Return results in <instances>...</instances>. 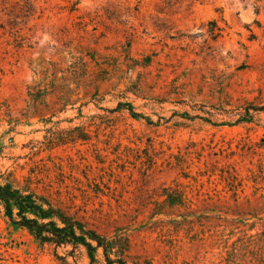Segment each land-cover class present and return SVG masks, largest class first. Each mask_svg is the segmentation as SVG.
<instances>
[{
	"label": "rangeland",
	"instance_id": "374dc122",
	"mask_svg": "<svg viewBox=\"0 0 264 264\" xmlns=\"http://www.w3.org/2000/svg\"><path fill=\"white\" fill-rule=\"evenodd\" d=\"M262 107L264 0H0V171L129 262L264 264ZM52 253L0 210V264Z\"/></svg>",
	"mask_w": 264,
	"mask_h": 264
},
{
	"label": "trees",
	"instance_id": "16d2710c",
	"mask_svg": "<svg viewBox=\"0 0 264 264\" xmlns=\"http://www.w3.org/2000/svg\"><path fill=\"white\" fill-rule=\"evenodd\" d=\"M258 111L264 113V107ZM129 114L132 118L138 116L132 111ZM70 131H77L79 135L68 136L55 143L63 145L86 140L78 128ZM8 176L0 171V210L3 217L12 227L25 231L39 246L50 247L55 264H67V256H73L78 250H82L88 264H95L98 257L103 264H140L128 261L131 258L127 237L117 231L111 237L101 235L75 215L53 204L49 197L31 189L28 180L20 186L10 181ZM163 190V203L173 205L174 195L169 189ZM59 249L64 250L63 256L57 254Z\"/></svg>",
	"mask_w": 264,
	"mask_h": 264
}]
</instances>
